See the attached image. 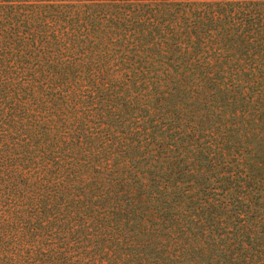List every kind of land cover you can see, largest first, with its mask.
Listing matches in <instances>:
<instances>
[{
    "label": "trees",
    "instance_id": "trees-1",
    "mask_svg": "<svg viewBox=\"0 0 264 264\" xmlns=\"http://www.w3.org/2000/svg\"><path fill=\"white\" fill-rule=\"evenodd\" d=\"M0 264H264V0H0Z\"/></svg>",
    "mask_w": 264,
    "mask_h": 264
}]
</instances>
